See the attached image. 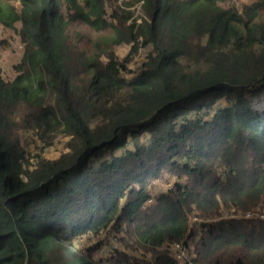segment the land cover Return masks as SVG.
I'll use <instances>...</instances> for the list:
<instances>
[{
    "label": "trees",
    "instance_id": "trees-1",
    "mask_svg": "<svg viewBox=\"0 0 264 264\" xmlns=\"http://www.w3.org/2000/svg\"><path fill=\"white\" fill-rule=\"evenodd\" d=\"M16 1L0 264H264V0Z\"/></svg>",
    "mask_w": 264,
    "mask_h": 264
},
{
    "label": "rangeland",
    "instance_id": "rangeland-1",
    "mask_svg": "<svg viewBox=\"0 0 264 264\" xmlns=\"http://www.w3.org/2000/svg\"><path fill=\"white\" fill-rule=\"evenodd\" d=\"M4 0H0V2ZM119 3L126 2L127 0H118ZM252 3H256V0H249ZM231 3L233 7L236 9L242 10L245 3L248 4L246 0H229L228 3ZM10 4H14V6L18 9L19 4L15 0L14 3L12 0H9ZM86 34V33H85ZM21 45L19 43L18 37L14 34L13 30L9 28H3L0 26V71L2 76L5 79H11L15 72L13 70L14 64H16L21 57ZM127 47L124 45H119L116 49L117 55L123 58L127 53ZM143 58V52L139 53L138 56L129 64V69L132 71L140 65ZM130 75V74H128ZM253 108L259 112V115L264 118V95L260 97L259 100H253ZM23 145L29 154H41L43 157L47 159L57 158L63 149L62 141H55L52 146H44L35 136L34 134L22 133ZM156 186L161 187L159 182L155 183ZM239 217V216H238ZM173 258L178 261L180 264H185V258L187 257V249L183 247L182 244H176L168 247Z\"/></svg>",
    "mask_w": 264,
    "mask_h": 264
}]
</instances>
